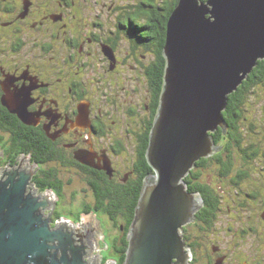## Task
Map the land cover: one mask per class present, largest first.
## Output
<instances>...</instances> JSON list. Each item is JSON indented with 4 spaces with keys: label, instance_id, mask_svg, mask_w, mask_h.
Masks as SVG:
<instances>
[{
    "label": "flooded vegetation",
    "instance_id": "af4514ba",
    "mask_svg": "<svg viewBox=\"0 0 264 264\" xmlns=\"http://www.w3.org/2000/svg\"><path fill=\"white\" fill-rule=\"evenodd\" d=\"M170 3L0 0V172L33 174L36 194L50 195L43 214L52 227L67 217L62 209L71 202L66 173L82 177L93 194L77 211L69 208L74 221L85 214L100 217L96 191L101 197L127 191L144 175L141 152L158 107L154 82L161 79L153 72H161L165 59ZM19 105L25 119L13 111ZM242 147L258 149L259 158L256 143ZM38 152L45 161H37ZM231 156L235 164L234 151ZM215 162L223 188L201 178L205 167L195 166L186 177L188 189L202 198L194 220L182 229L189 262L264 264V178L254 180L247 167L223 175ZM243 169L249 174L238 175ZM193 172L200 176L192 178ZM93 218L97 222L85 228L86 259L120 261L117 246H123L126 227L108 216L116 227L110 235Z\"/></svg>",
    "mask_w": 264,
    "mask_h": 264
},
{
    "label": "water",
    "instance_id": "95a60500",
    "mask_svg": "<svg viewBox=\"0 0 264 264\" xmlns=\"http://www.w3.org/2000/svg\"><path fill=\"white\" fill-rule=\"evenodd\" d=\"M163 53L146 150L153 172L144 179L122 264H190L182 229L202 198L188 189L186 177L198 160L221 149L212 133H227L229 96L264 59V0H179ZM13 111L25 119L20 105ZM32 176L5 168L0 177V264H90V224L83 215L80 221L62 217L52 227L43 214L50 195L36 194Z\"/></svg>",
    "mask_w": 264,
    "mask_h": 264
},
{
    "label": "trees",
    "instance_id": "16d2710c",
    "mask_svg": "<svg viewBox=\"0 0 264 264\" xmlns=\"http://www.w3.org/2000/svg\"><path fill=\"white\" fill-rule=\"evenodd\" d=\"M179 0H171L169 11L170 14L173 11L174 7L177 5ZM206 1V0H203ZM170 16V15H169ZM169 18V17H168ZM168 22V21H167ZM162 58V65H161V72H159V68L155 67V79H157L161 74V79L159 81H155V105L159 104L160 94L163 85V76H164V66H165V59ZM264 84V59L259 60L257 66L248 76V78L243 82V84L230 94L227 109L224 111L225 121L228 127L227 133H224L223 129L219 128L217 131L212 133V136L218 145H222L223 149L219 152L214 154L213 156L207 158H201L196 162V166L199 168H206L210 162L217 161L220 164L221 173L223 175L230 174L233 169V161H232V153L234 151L233 147H238L239 150L242 152L243 159L249 161L254 159L255 155L258 153V149L252 150L249 152L251 148H244L242 144L245 142V136L254 132V125L253 121L250 119L246 120L244 115V106L248 101V97L252 95V92L257 88ZM262 114L264 117V109L262 110ZM263 119V118H261ZM248 128V129H247ZM151 130V128H150ZM149 134L147 137V143L145 146L148 145L149 142ZM147 148V147H146ZM146 149H143L141 152L142 157V168L145 171L144 175H140L136 178L130 185L127 191L122 190L116 193H112L110 196L104 195L101 197L100 194L103 195L102 191H96V199L98 197L99 201V208L102 209L106 215L114 222V224H124L126 230L128 232L133 218L135 216L136 206L138 204V200L141 194L142 186L145 177L153 172L152 167L150 166L147 157H146ZM30 153V152H26ZM37 161H45L46 156L42 155L41 153H36ZM257 157V156H256ZM248 172L245 170H241L238 172L240 176L248 175ZM192 178H197L200 176L199 172H193ZM188 178V177H187ZM186 181L188 182V179ZM58 185H61V182H56ZM98 189V188H97ZM202 190V188H200ZM204 189V188H203ZM102 206V208H101ZM126 232V231H125ZM128 235V234H127ZM127 235L123 237V246H117L118 252L122 254L121 260L118 261L119 264H122L125 257L126 251L128 248V239Z\"/></svg>",
    "mask_w": 264,
    "mask_h": 264
},
{
    "label": "rangeland",
    "instance_id": "374dc122",
    "mask_svg": "<svg viewBox=\"0 0 264 264\" xmlns=\"http://www.w3.org/2000/svg\"><path fill=\"white\" fill-rule=\"evenodd\" d=\"M264 109V84H262L260 87H257L250 97H248V101L244 106V115L245 119H250L253 121V125L255 127L254 132L248 133L247 136H245V142L244 144L248 143H256L259 145L260 153L258 154L259 158L252 159V161H242L240 159V154L237 148L234 149V159L235 164L233 167V172L231 175H234L236 171L240 168H248V170L251 173L254 180L256 178H264V117L262 114V110ZM263 118V119H261ZM248 129V128H247ZM217 163L215 161H212L209 163V165L203 170L201 174V178L204 181H207L211 184H213L215 187H222L223 181L221 179H218V172H217ZM2 175V172H0V177ZM66 181L68 178H70V181L68 183L67 188V197L68 201H71L67 204V207L65 209H62L64 213H66L67 217L70 219H73L72 211L69 210V208H76L82 199H91L93 194L89 188V186L83 181L82 177H80L77 174L72 175L71 173H66L64 175ZM259 179V178H258ZM260 180V179H259ZM231 191V189H229ZM263 191V190H261ZM93 214V213H92ZM84 215V220L88 223V225L93 223L94 221L97 222L94 216L97 219H101L102 222L107 225L109 229L110 235H114L116 233V227L112 225L111 221L109 220L108 216L102 212L100 214V217L98 218L96 214L94 215ZM111 240V237H110Z\"/></svg>",
    "mask_w": 264,
    "mask_h": 264
}]
</instances>
